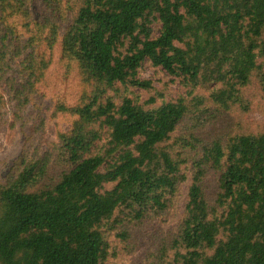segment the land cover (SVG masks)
Returning <instances> with one entry per match:
<instances>
[{"label":"trees","instance_id":"obj_1","mask_svg":"<svg viewBox=\"0 0 264 264\" xmlns=\"http://www.w3.org/2000/svg\"><path fill=\"white\" fill-rule=\"evenodd\" d=\"M0 126V264H264V0H0Z\"/></svg>","mask_w":264,"mask_h":264},{"label":"rangeland","instance_id":"obj_2","mask_svg":"<svg viewBox=\"0 0 264 264\" xmlns=\"http://www.w3.org/2000/svg\"><path fill=\"white\" fill-rule=\"evenodd\" d=\"M164 75L161 71L156 72L154 68L151 66L149 62H145L143 68L141 69L139 76L144 79H151L153 85L159 87L160 79ZM170 89L172 92L177 91L176 84H171ZM6 130L3 126H0V171L7 168L13 156L19 151L20 149V140H13L10 137L5 136L3 131ZM145 228L143 229H133L131 232L130 240L132 243L137 242V246H134L131 255L133 258L139 257L149 248V240L147 233L144 232Z\"/></svg>","mask_w":264,"mask_h":264}]
</instances>
